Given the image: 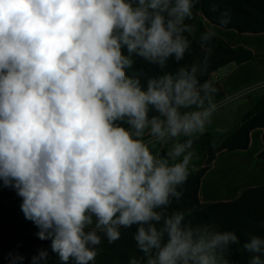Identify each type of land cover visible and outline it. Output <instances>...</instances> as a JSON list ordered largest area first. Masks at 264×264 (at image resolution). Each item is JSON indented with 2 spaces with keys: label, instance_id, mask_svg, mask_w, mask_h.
<instances>
[{
  "label": "clouds",
  "instance_id": "9594fccd",
  "mask_svg": "<svg viewBox=\"0 0 264 264\" xmlns=\"http://www.w3.org/2000/svg\"><path fill=\"white\" fill-rule=\"evenodd\" d=\"M194 4L0 0V181L61 264H92L100 233L113 243L133 226L144 258L128 264H231L234 231L169 210L183 195L194 140L220 106L217 88L200 80L215 31L199 35L201 61L128 73L135 58L161 70L184 60ZM218 20L227 25L229 12ZM170 141L166 155L154 150ZM242 247L254 254L249 264H264V238L250 235ZM48 257L41 248L31 264ZM24 259L9 253V264Z\"/></svg>",
  "mask_w": 264,
  "mask_h": 264
},
{
  "label": "trees",
  "instance_id": "16d2710c",
  "mask_svg": "<svg viewBox=\"0 0 264 264\" xmlns=\"http://www.w3.org/2000/svg\"><path fill=\"white\" fill-rule=\"evenodd\" d=\"M194 6L201 15L211 23L219 25V16L227 11L230 14V22L227 25H219L223 28L235 29L240 33L264 32V0H195ZM206 31L203 19L196 25V37L192 36V48L185 55L180 64L170 60L167 68L161 70L156 65H150L140 58H135L133 69L128 70L129 75L138 69H143L147 75H162L164 72H175L182 65H189L204 59L205 52L199 44V35ZM211 55L208 56V67L201 82L211 80V75L221 67L230 64H241L253 59L251 49L238 46L229 47L220 39L213 37L210 42ZM145 78H141L144 84ZM154 114V113H150ZM256 128L264 129V94L251 100V107L240 119L236 120L228 129L218 131H205L198 135L190 151L194 156L208 155L205 165L199 170L189 173L188 179L181 186L183 195L179 202L173 200L171 210H193V223L214 222L221 231H234L240 239L239 245H234L226 254L231 264H249L253 253L243 250V244L250 235L264 238V186L248 188L241 192L239 197L230 202H213L202 204L199 199V188L202 178L212 167L220 151H234L247 149L251 142V132ZM187 138H183L184 140ZM159 149V151H158ZM161 156L166 155L168 148L161 144L155 146ZM264 159V150L259 155ZM22 202L18 197L11 201L15 207ZM25 220L23 213L20 215H8L0 205V228H5L12 223ZM120 238L109 243L102 233V243L97 247V256L92 264H128L133 257L143 259L144 254L137 249L133 235L136 226L121 230ZM37 231L25 232L17 235H0V264H9V253H19L25 257L22 264H31V257L43 248L48 250L47 264H61L56 254L51 252L50 241H41L36 236ZM264 259V255L261 257ZM69 264H72L70 261Z\"/></svg>",
  "mask_w": 264,
  "mask_h": 264
},
{
  "label": "crops",
  "instance_id": "0c3cea01",
  "mask_svg": "<svg viewBox=\"0 0 264 264\" xmlns=\"http://www.w3.org/2000/svg\"><path fill=\"white\" fill-rule=\"evenodd\" d=\"M200 19L204 20L206 30L213 28L216 33L214 37L229 47L244 46L253 53L252 60L225 65L211 75L210 82L217 88L215 99L220 106L205 131L226 130L249 111L253 98L264 94V32L240 33L235 29L220 27L201 15L195 6L193 18L186 23L194 25L196 29ZM193 36L196 37V31ZM183 138L185 137L180 139ZM250 138L247 149L222 150L218 153L212 167L202 178L199 188L202 204L230 202L237 199L245 189L264 186V159L259 158L264 150V129L252 130ZM161 146L171 147V141ZM207 160V154L194 156L189 165V173L200 170ZM18 197L14 189L4 187L0 181V205L6 214H22V202L16 207L11 204V201ZM32 231L38 229L31 221L25 219L0 228V235H17Z\"/></svg>",
  "mask_w": 264,
  "mask_h": 264
},
{
  "label": "rangeland",
  "instance_id": "374dc122",
  "mask_svg": "<svg viewBox=\"0 0 264 264\" xmlns=\"http://www.w3.org/2000/svg\"><path fill=\"white\" fill-rule=\"evenodd\" d=\"M170 147H168V149H169ZM158 151H159V149H158Z\"/></svg>",
  "mask_w": 264,
  "mask_h": 264
}]
</instances>
